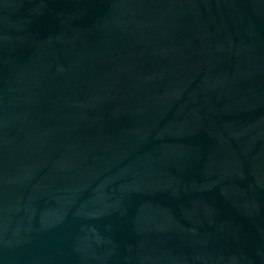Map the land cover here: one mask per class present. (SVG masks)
Here are the masks:
<instances>
[{"label":"water","instance_id":"95a60500","mask_svg":"<svg viewBox=\"0 0 264 264\" xmlns=\"http://www.w3.org/2000/svg\"><path fill=\"white\" fill-rule=\"evenodd\" d=\"M0 264H264V0H0Z\"/></svg>","mask_w":264,"mask_h":264}]
</instances>
